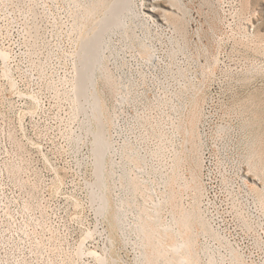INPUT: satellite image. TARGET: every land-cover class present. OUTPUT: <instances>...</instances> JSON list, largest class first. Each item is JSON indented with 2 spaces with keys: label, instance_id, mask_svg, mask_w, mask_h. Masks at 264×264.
Here are the masks:
<instances>
[{
  "label": "rangeland",
  "instance_id": "rangeland-1",
  "mask_svg": "<svg viewBox=\"0 0 264 264\" xmlns=\"http://www.w3.org/2000/svg\"><path fill=\"white\" fill-rule=\"evenodd\" d=\"M114 1L0 0V264H264V0H124L84 92Z\"/></svg>",
  "mask_w": 264,
  "mask_h": 264
},
{
  "label": "bare ground",
  "instance_id": "bare-ground-1",
  "mask_svg": "<svg viewBox=\"0 0 264 264\" xmlns=\"http://www.w3.org/2000/svg\"><path fill=\"white\" fill-rule=\"evenodd\" d=\"M112 2V1H111ZM105 4V3H104ZM107 4V3H106ZM111 7H110V13L104 18V19H101V25L99 27V29L95 32V34H93L92 37H89L87 38L84 43H83V54H82V67L80 69V82L82 84V87H83V91L85 92L87 85L89 84L92 76V73L94 71V68L96 67V64L99 60V49H100V41H99V37L100 35L106 31H109L108 29L110 27H113V26H118V25H121L123 22L122 21V14H123V6H124V0H115L114 3H111ZM100 8V7H99ZM151 10V9H150ZM94 11V10H93ZM130 11V10H129ZM125 18V17H124ZM99 20V19H98ZM99 23V22H97ZM95 23V24H97ZM98 28V27H97ZM112 29V28H111ZM103 33V34H104ZM100 34V35H99ZM84 39V38H83ZM93 79V78H92ZM90 85V84H89ZM93 85V84H92ZM92 87V86H91ZM94 91V90H93ZM92 91V92H93ZM88 96V95H87ZM95 96V95H94ZM97 97V96H96ZM94 98V97H93ZM93 100V99H92ZM92 103V102H91ZM94 103H95V99H94ZM99 104V103H98ZM93 105V104H92ZM97 106V105H96ZM95 106V107H96ZM100 107V106H99ZM98 109V108H97ZM99 111V110H98ZM101 113V112H100ZM99 114V113H98ZM99 116V115H98ZM102 118V117H101ZM98 120V119H97ZM98 122V121H97ZM102 123V122H101ZM99 125V124H98ZM102 127V126H101ZM103 130H105L103 128ZM99 131H100V128H99ZM100 132H103V131H100ZM106 136V135H105ZM103 136V137H105ZM108 139V138H107ZM97 148H96V155H97V162H98V168H101V165H102V156L105 154V142H104V138H102V135H99L98 133V137H97ZM108 148V147H107ZM103 166V165H102ZM100 171V169H99ZM98 171V172H99ZM102 174V173H101ZM100 176V175H99ZM102 183V182H101ZM105 191V190H104ZM104 195H105V192H103ZM103 196V195H102ZM106 205V203H105ZM104 205V206H105ZM118 212V211H117ZM154 216V215H153ZM149 218V217H148ZM154 218V217H153ZM118 219V217H117ZM116 219V220H117ZM185 225V224H184ZM160 227V226H159ZM166 227V226H164ZM148 228V227H147ZM192 239V238H191ZM158 241V240H157ZM159 242V241H158ZM190 242V240L188 241ZM174 243V242H173ZM181 243V241H180ZM180 243H179V247H180ZM156 245V244H155ZM170 245V244H169ZM192 245V244H191ZM178 246H174V249L175 247H178ZM183 246V245H182ZM170 247V246H169ZM178 247V248H179ZM176 248V249H178ZM181 248V247H180ZM184 249V248H183ZM192 249V248H191ZM167 250V249H165ZM171 250V249H170ZM180 250V249H179ZM193 250V249H192ZM158 251V250H157ZM181 251V250H180ZM152 252V251H151ZM161 252V251H160ZM162 252H164V249L162 250ZM174 252V250H173ZM176 252V251H175ZM185 252V251H184ZM159 253V252H158ZM162 255H165V254H162ZM156 256V255H155ZM189 256V255H188ZM162 257V256H161ZM172 257V256H171ZM182 257V256H181ZM180 258V260L182 259L183 260V257ZM187 257V256H186ZM176 258V257H175ZM174 258V259H175ZM179 258H177L179 260ZM173 260V259H172ZM176 260V261H178ZM179 260V262H180ZM189 260V259H188ZM157 261H161V260H157ZM169 262H170V259H169ZM182 262V261H181ZM156 263V262H155ZM174 263V261H173ZM159 264V263H158ZM170 264V263H168ZM172 264V262H171ZM182 264V263H181Z\"/></svg>",
  "mask_w": 264,
  "mask_h": 264
}]
</instances>
